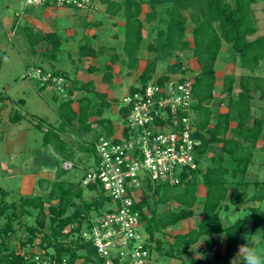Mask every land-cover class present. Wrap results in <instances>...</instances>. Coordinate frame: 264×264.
I'll list each match as a JSON object with an SVG mask.
<instances>
[{"label": "trees", "instance_id": "obj_1", "mask_svg": "<svg viewBox=\"0 0 264 264\" xmlns=\"http://www.w3.org/2000/svg\"><path fill=\"white\" fill-rule=\"evenodd\" d=\"M255 1L100 0L107 15L122 20L121 49L128 74L138 69L140 49L144 40V22L156 20L160 24L155 32V43L146 46L147 50L153 51L155 55L141 69L137 84L130 85L129 91L137 90L156 77L157 61L170 58L176 51H191L198 64V71L194 74L192 83L195 98L192 109L197 115L193 118V135L202 141L197 149L200 158L203 159L210 153L209 163L205 167H201L199 163L198 168L182 174L179 183L175 185L146 179L137 207L142 210L141 218L145 222L144 229L150 254L153 248L160 250L163 247L161 237L157 234H162L167 227L198 215L200 219L194 227L171 235L165 254L180 258L189 246L203 240L205 248H211L216 244L213 236L221 233L225 244L223 253L214 254L207 259L194 258L188 264H228L236 251L243 228L248 224L256 228L264 223V208L260 206V202L264 200V181L245 180L253 149L257 142L264 141V109L260 118L253 117L250 112L253 91H259L264 100V77L241 75L240 91L234 97V78L231 74L224 75L221 95L226 99L228 111L216 112L212 116L209 107V103L215 98V63L224 42L236 55L239 66L244 69L252 72L264 60V34L252 37L258 29L252 9ZM262 9L264 11V0ZM143 13L144 18L141 17ZM188 23L191 25L190 39L186 38ZM27 28L24 27V30ZM26 34L31 44L45 42L47 50L41 54L55 59L56 54L60 52L61 40L55 32L30 30L26 31ZM33 35H36L37 39H34ZM104 47L82 43L78 48L79 58L102 55L106 49ZM118 58L119 53L115 51L106 60L102 75L104 82L111 81L112 65ZM181 68L180 62L169 63L167 72L161 74L158 81L162 82L170 74L180 73ZM49 69L71 81L70 93L79 91L81 94L77 99L54 96L55 101H58L55 112L59 122L47 125L43 130L42 140L44 145L52 147L58 157L54 158L55 179L39 180V183L47 184L46 192L8 200L9 192L0 187V261L24 264L23 257L15 254L14 245H32L40 234V246L51 249L58 260L67 256V264H75L79 258L83 259V264H102L103 259L97 255L95 247L87 241L75 238L74 234L83 228L92 214L100 213L109 198L96 184L82 186L83 176L77 181L63 179L67 170L61 167V163L70 159L73 151L62 150L66 145L62 134L68 131L89 134L96 129L97 134L90 145H82L81 150L93 153L96 158L94 141L97 136L111 135L115 130L111 120L101 117L110 101L104 92L95 90L91 80L81 82L52 66ZM95 69L94 66L88 67L89 71ZM89 93L99 99V103L94 107L97 118L93 121L89 120L93 109ZM224 98L220 102H224ZM3 99L5 98L0 95V102ZM73 103L77 106L73 107ZM126 112L125 108L119 107L121 119L126 116ZM231 115L236 118L237 135L233 137L228 136ZM21 117V113H15L10 116V120L17 122ZM35 119V125L42 129L45 121ZM200 185L203 187V196H199ZM84 190L95 194L91 199H85ZM149 194L156 196L153 200L154 207L150 206ZM169 202L177 206L157 212L156 205ZM246 203L242 217L227 225L222 224L221 212L226 213L232 207ZM146 210H149V214ZM33 213V224H21L22 216L30 217ZM68 226L72 227L65 230ZM20 231L22 234L18 235L17 232Z\"/></svg>", "mask_w": 264, "mask_h": 264}, {"label": "rangeland", "instance_id": "obj_2", "mask_svg": "<svg viewBox=\"0 0 264 264\" xmlns=\"http://www.w3.org/2000/svg\"><path fill=\"white\" fill-rule=\"evenodd\" d=\"M8 1L7 6H4L0 2V38L4 45L0 49V95L8 97L0 111V184L9 192L7 199L12 200L22 196L46 192L47 184L39 183V180L47 178H42L41 168H47L50 163L42 160L40 154L43 152L47 155L48 159L51 156L52 160H54L55 154L53 149L51 150V147L44 146L42 133L49 123L56 124L59 122V118L55 112V106L57 105L55 103L58 101H53V99L46 100L41 96L40 92L36 89V84L26 75L29 69L37 65L50 68L46 61L41 63L42 60L33 55L34 51L41 54L47 50V47L44 46L45 42L31 44L26 31L32 30V32H36L39 30L41 32H55L58 35L61 40V50L56 56L60 63L58 64L55 61V66L61 65L62 68L67 70L70 77H72L73 73L80 71L78 73L79 77L87 79V77H90L87 73V66H90V63L102 66L115 51L120 55L117 69H119L121 78H123V72L126 69L124 64L125 57L121 49L122 31L120 27L123 30L122 20L107 15L104 11V5L99 4L98 7L88 10L53 5L48 7L46 5L32 6L27 5L25 0ZM262 8L263 0H256L252 4L253 17L258 28L252 37L264 34V11ZM144 9H147L146 5ZM141 17L144 18V13ZM13 22L15 23V26H13L15 28L8 34L6 28ZM91 22H95L97 25ZM159 25L156 20L144 22V40L139 57L143 64L149 62L155 55L153 51H148L146 46L149 43H155V32ZM24 27L28 28L24 30ZM190 37L191 25L188 23L186 38L190 39ZM33 38L37 39V36L33 35ZM82 43H93L96 46L104 45L106 49L97 58L88 57L80 61L78 59V48ZM224 45L228 46L225 42ZM109 46L113 48L110 49ZM230 52H232L236 59L233 51L230 50ZM175 61L181 63L182 68L179 74L194 76L198 71L197 63L191 51H176L170 58H161L157 61L155 76L166 73L169 63ZM234 61L233 57L230 56L226 62L232 63ZM220 65L218 63L216 67H220ZM103 67L104 65L98 70L100 75L105 70ZM99 78L98 76L95 77L97 82L100 81ZM133 80L131 81L130 78L124 77V79H120L115 84L116 80L113 79L111 83L101 86L102 88L99 90L105 91L108 95L107 100L110 101V105L104 109L102 117L111 120L112 124L116 126L114 127L115 130L122 123L119 113L121 98L128 92L130 85H136L138 82L137 77ZM47 89L49 92L57 95L52 87H48ZM80 94L81 92L74 91L73 98L77 99ZM89 96L92 99V104L99 103V99L94 94L89 93ZM19 98L24 99V104L18 102ZM94 107L91 111L92 116H94L92 118L96 117ZM15 113H21L22 115L19 122H12L10 120V116ZM35 118L45 121L42 129L35 125L37 122ZM96 134V129H93L90 134L68 131L64 135L62 134V137L64 136L66 140L71 141L76 147V144H87ZM72 151L74 164L63 175V179L77 181L89 169V166L93 165L96 158L93 153H86L81 150ZM208 163L209 156L203 157L200 161V166L205 167ZM257 178L259 180L264 179V166ZM50 180H53V178ZM200 188H202V185H200ZM94 194L92 191L84 190L83 198L91 199ZM148 196L150 206L154 207L153 200L156 196L151 194ZM110 205V202H106L102 206V210H105ZM245 205L247 203L239 205L238 208L232 207L226 216H223L222 213V223L227 225L242 217ZM176 206L172 202L166 204L160 203L156 205V209L160 213L163 210L175 208ZM260 206L264 208V200L260 202ZM146 213L149 214V210H146ZM197 217L198 215L183 220L173 226L167 227L162 234H157V236L161 237L163 247L160 250L152 249L150 264H182L184 261L181 260V257H170L165 252L171 241V235L180 232L182 229H189L193 226L192 223L196 221ZM20 221L21 224H33L35 213L30 217L22 216ZM251 230L255 231L252 232ZM17 233L18 235L22 234L21 231ZM244 236L247 241L250 240L249 242H252L253 247L264 249V223L256 228L251 224L246 225L242 230L240 243H243ZM14 246L16 247V245ZM184 263L188 262L185 261Z\"/></svg>", "mask_w": 264, "mask_h": 264}, {"label": "built area", "instance_id": "obj_3", "mask_svg": "<svg viewBox=\"0 0 264 264\" xmlns=\"http://www.w3.org/2000/svg\"><path fill=\"white\" fill-rule=\"evenodd\" d=\"M27 5L94 9L100 0H25ZM38 87H52L61 98H73L71 81L62 74L34 66L26 74ZM160 75L135 91L126 92L119 107L126 116L111 135L100 134L94 141L96 159L81 179V185H98L110 206L92 214L75 238L91 243L102 264H150L145 222L137 205L146 179L178 184L181 175L198 168L197 149L201 139L193 135V76L174 73L159 82ZM106 204V203H105ZM144 210V209H143ZM145 212V210L143 211ZM72 226H68V230ZM19 247L15 254L24 264H67L51 249L39 244ZM79 258L75 264H83ZM0 264H9L0 261Z\"/></svg>", "mask_w": 264, "mask_h": 264}, {"label": "crops", "instance_id": "obj_4", "mask_svg": "<svg viewBox=\"0 0 264 264\" xmlns=\"http://www.w3.org/2000/svg\"><path fill=\"white\" fill-rule=\"evenodd\" d=\"M0 2L3 3L4 6H7L8 5L7 3L9 1L8 0H0ZM46 7H48V6H46ZM48 12H49V10H48ZM92 24L97 25L95 22H93ZM13 26H15V23L14 22L12 24H10V25L7 26L6 31H7L8 34H10L12 32V29L13 28H15ZM121 40H122V38H121ZM3 46L4 45H3L2 39L0 38V49L3 48ZM94 46L97 47L96 45H94ZM33 55H34V57H38V59L42 60L41 63H43V62L46 61V63L49 66H52L55 69H59L60 71H64V72H66L68 74L67 70L64 69V68H62L61 65H58V67L55 66L56 65V62L55 61L58 62L57 56H56L55 59H52L51 57L45 56L43 54H38L35 51H34V54ZM99 56H101V55H99ZM99 56L92 57V58H97ZM230 56H232L233 57V60H235L232 63L226 62L227 61V58H229ZM119 57H120V55H119ZM84 58H88V57H84ZM78 59H80V58H78ZM82 59L83 58H81L80 61ZM118 60H119V58H118ZM118 60L112 65V79H111L110 82H107V83L102 80V75L103 74L100 75L98 73L99 72L98 70L104 64H102V66H98L99 64H96V63L95 64L94 63L92 64V63H90L91 64L90 66H93L94 65V67H96V69L94 71H89L88 70V67L89 66H87V70H88L87 73L90 76V77H87V79H83L82 77H79L78 73H80V71L73 73L72 77L69 76L70 74H68V76L70 78H72V79H77V80H79L81 82H87V81L91 80L93 82V85H94L95 90L98 91V92H104L106 94V97H108V95H107V93L105 91H99L102 88L101 86L107 85L108 83H111L113 81V79L116 80L114 82L116 84V83L119 82L120 79L121 80L124 79V77L130 78L131 81H134L133 79L138 76L139 72L141 71V69L145 65V64H143L141 62V60H139L138 69L136 71H132L130 74L127 73V70H124V72H123V78H121V74L119 72V69H117L118 62H119ZM59 63H60V61L58 62V64ZM218 63L221 64L220 67H216V65ZM37 66H39V65H37ZM59 67H61V68H59ZM125 69H126V67H125ZM197 69H198V64H197ZM226 74H231L233 76V78H234L232 95L235 97L238 94V92L240 91V85H239V83H240V77H241V75H243V74H251L253 76H261V77H264V60L261 61L260 64H259V66H257L251 72V71H249L247 69H244V68L240 67L239 64H238V61H237V57L235 59V56L232 54V52H230L228 46H225L224 43L222 44V48H221V50H220V52L218 54V57H217V60H216V63H215V75H216L215 92H214L215 98L209 103V107L211 108L212 114H213L212 116H214V114L216 112H225V111H228V107H227L226 102H225L226 99L224 97H222V95H221V88H222V84H223V76L226 75ZM97 76L100 77L99 78L100 79L99 82H97L96 79H95V77H97ZM36 89L40 92L41 96H43L46 100H49V99H51V100L53 99V101L55 100L54 99L55 94L53 92H49V90L47 88H45V89H38V87H36ZM4 98L5 99H3L0 102V107H3V105H5V102L8 99L7 96L6 97L4 96ZM222 98H224L223 99L224 102H220V100H222ZM21 100H22V102H21ZM18 102L20 104H24V99L23 98H19L18 99ZM55 104H58V102L55 103ZM250 104H251V106H250L251 115L253 117L260 118L262 116V114H263L264 100L260 97L259 91H253L252 92V98L250 100ZM95 105H96V103L93 104V106H95ZM72 106L73 107H76L77 105H76V103H73ZM191 112H192V117L195 119V117L197 116L195 114V111L192 109ZM231 116L232 117H231L230 124H229L228 136L233 137V136H236L237 135L236 118H235L234 115H231ZM92 117H94V116H92V113L90 112V116H89V120L90 121H93V120H95L97 118V116L95 118H92ZM101 117H102V115H101ZM19 121H17V122H19ZM212 123H213V120L211 121V124ZM113 126L116 127L114 124H113ZM62 138L66 141V145L62 148V150H83L82 145L83 146H87L88 143L90 144V142H91V141H89L87 144H76L77 146L75 147L74 144L71 141L66 140L64 136ZM47 146L48 147H51L50 145H47ZM51 150H52V147H51ZM54 154H55L54 155V158L58 157V155L56 153H54ZM208 156H210V153L208 154ZM73 157L74 156L72 155V156H70V159L63 161L61 163V167L63 169H65V170L68 171L69 170V167L72 164H74L73 163V161H74V158ZM40 158H42V160L50 163V165H48L47 168L46 167L41 168L42 169L41 170L42 171V175H41L42 178H46L47 177L46 179H49V180L52 179V178L55 179L56 172L54 171V160H52L51 159V156H50V158H49L50 161H49L47 155L44 154L43 152L40 154ZM92 166L93 165L89 166V168L92 167ZM263 166H264V141H259V142H257L255 148L253 149L252 160H251V163L249 164L248 169H247V172L245 174V180H247V181H257V180L258 181H264V179L263 180H259L257 178V176L259 175V173L262 170ZM46 174H47V176H46ZM0 187L3 190H7L1 184H0ZM200 191L201 192H199V196H203V189L200 190ZM228 212H226V213L221 212V221H222V213H223V216H226ZM199 219H200V217L198 216L197 219H196V221L194 223H192L193 226H191L190 228L194 227L197 224V222H198ZM187 230L188 229H184V230L182 229L180 232H185ZM251 231L254 232L255 230H251ZM213 238L216 240V244L213 247H211V248H205L204 240L201 241V242H198L196 244H193V245L189 246L188 249L186 250V252L181 256V258H182L181 260H183L184 262L186 261V262L189 263V261L191 259H194V258H204V259H207V258H211L214 254H218V253L221 254V253H223L224 247H225V244H224V241H223V235L221 233L220 234H216V235L213 236ZM240 240H241V237H240ZM249 241L250 240H248V242ZM243 243H244V240H243ZM238 244H240V241H239ZM250 244L252 245V242ZM188 263H186V264H188Z\"/></svg>", "mask_w": 264, "mask_h": 264}, {"label": "clouds", "instance_id": "obj_5", "mask_svg": "<svg viewBox=\"0 0 264 264\" xmlns=\"http://www.w3.org/2000/svg\"><path fill=\"white\" fill-rule=\"evenodd\" d=\"M243 239L245 242L236 246L228 264H264V249L253 247L245 236Z\"/></svg>", "mask_w": 264, "mask_h": 264}]
</instances>
